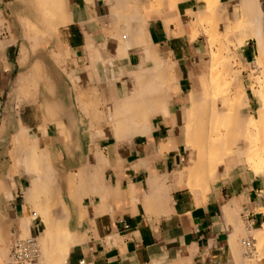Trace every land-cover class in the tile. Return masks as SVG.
<instances>
[{
	"label": "crops",
	"instance_id": "crops-1",
	"mask_svg": "<svg viewBox=\"0 0 264 264\" xmlns=\"http://www.w3.org/2000/svg\"><path fill=\"white\" fill-rule=\"evenodd\" d=\"M24 1L0 0V67H9L7 82L0 75V145L2 137L7 144L2 150L0 146V162L7 173L0 177V194L15 231L21 230V219L33 214L27 200L33 174L27 172L25 158L15 152L14 138L24 129L30 147L52 159L48 162L57 171L59 184L67 186L68 174L75 172L69 175L82 220L74 222L81 224L80 235L65 264H264V252L254 257L258 243L254 234L264 226L262 178L237 166L242 165L240 156H228L209 172L206 193L203 180L192 179L193 186L199 183L192 187L188 176H180L189 168L191 145L186 128L183 155L174 123L181 106L189 109L197 85L189 74L201 62L202 44L191 30L199 12L207 9L206 0H61L64 12L55 20L63 25L50 34L35 20L36 38L22 30L29 24L22 13L27 7ZM33 39L39 41L36 51L24 43ZM249 40L239 47L246 63H250ZM148 55L154 59L147 64ZM15 56L24 58L22 66L13 60ZM31 56L37 59L27 60ZM157 60L173 61V70L160 65L166 69L162 74L156 71L161 69ZM17 67L10 85L8 78ZM144 68L146 85L137 80L136 87L129 82L130 75ZM238 79L247 89L244 76ZM155 80L160 81L157 88L166 91L163 107L153 100L164 97L157 88L152 93ZM136 88L141 99L136 96L135 102L148 107L141 112L146 113L141 118L147 125L140 130V115L132 117L130 124L138 133L119 146L117 127L106 111ZM143 92L149 96L143 97ZM187 119L188 113L185 125ZM33 217L32 237L40 235L42 225L39 216ZM35 264L47 263L42 257Z\"/></svg>",
	"mask_w": 264,
	"mask_h": 264
},
{
	"label": "bare ground",
	"instance_id": "bare-ground-1",
	"mask_svg": "<svg viewBox=\"0 0 264 264\" xmlns=\"http://www.w3.org/2000/svg\"><path fill=\"white\" fill-rule=\"evenodd\" d=\"M215 2L219 4V0H216ZM215 2H214V0H206V3L208 5L207 9L200 11L198 16H197L198 20L202 19V20H200V22L206 21L207 24H209V21H210L209 19H211V20L213 19V21H214L212 23V28H211V24L209 25L211 29H208L207 27L206 28L208 30L204 29L205 34L207 36H209V38H210L209 39L210 52H208L206 47L204 46L205 49H204V53H203L206 55V59L208 61L209 66H207V68H208V72L210 73L209 77L211 79L212 84L210 83L211 87L209 89V87L207 88V84L204 83L206 85L205 89L207 88L206 90H208V91L205 90L206 91V98L204 100L199 99V96L197 95V89H198L197 85L194 86V88L191 92L190 105L192 107H191V109L188 110L189 114H188V119L186 121L187 139H188L187 141L191 145V148H190L191 153L187 159V162L189 164V166H188L189 168L187 169V167H186V169H183L180 171V176H184V177L188 176L191 179V181H190L191 183L194 179L200 180V181L203 180L204 182H202V184L203 183L204 184L202 185L203 186L202 191H205V188H204L205 187V181L207 183V180H205V179L208 177L209 172L212 171L216 166H218L219 164H221L222 162H224L226 160L225 158L224 159L222 158L221 153L226 149L227 145L231 141H238V147L241 148L240 152H243V154H245L244 155L245 159H247V161L250 164H253V163L257 164V162H259V164H257L258 166H260L261 164H264V0H242L239 4H237L235 2H231L228 5H226V7L222 10L216 9L215 6L217 4L215 5ZM61 5H62L61 0H56V3L54 2L53 4H51L50 7H51V11H52L53 16H55V14L61 15L59 13L64 12V11L61 12V9H62V7L64 9L65 2H63L62 7H61ZM242 12L245 15H247L246 18L242 17V14H243ZM34 16L36 17V15L33 14V17ZM62 17L64 18V16H62ZM119 17H121V16H119ZM61 21H63V19ZM38 22L42 25L43 30H44L43 32H48L50 34L55 32L58 29V27L60 26V24L62 23V22L59 23L55 19H52L51 17H48V16L47 17L46 16H43V17L39 16ZM63 23L61 25H63ZM243 25L247 26L248 28L240 30L239 29L240 26H243ZM202 27H203V24H201L199 28L201 29ZM140 28H141V24H140ZM235 30H238V31H236V33L232 37L229 38V34ZM191 31H192L191 35H193V38L196 37L197 32H198V28L196 26L192 25ZM219 31L224 32V34H225L224 37H226V39H227L225 43H223L220 40V38L215 35V32H219ZM248 39L256 40L258 50H259L258 51L259 55L256 57V60L255 61L253 60L255 62V65L258 66V69L255 68V70L253 71V76L256 78L257 82L255 85L254 84L250 85V86L256 88V91H257V93H255L256 95L254 98V103H255L257 110H258L257 113L253 110L250 111L251 99H250L248 90L245 88L243 82L240 81L239 79H238V81H236V79L233 78V76L231 75V73H232V74H235L234 76H236V74L240 71V70H234L233 60L235 58H239L241 61H243L239 47L243 44V42L245 40H248ZM215 45H217L219 47V48L215 47V48H217L216 49L217 52L213 51V47ZM148 57H149V55H148ZM149 58L152 59L151 57H149ZM148 59H147V62L149 61ZM157 62H158V60H157ZM170 62H173V61H170ZM158 65L160 66L161 63H159ZM158 65H157V67H158ZM160 68H161V66H160ZM151 69H153V68L151 67ZM165 69L166 68H164V69L158 68L156 71H158L162 74L164 72L163 70H165ZM245 69H246L245 67H242L241 73H243L245 71ZM159 70H162V72ZM170 70H173V69H170ZM227 71H228V75H227ZM95 73H96V71H95ZM150 73L153 75L152 72H150ZM132 74L130 75L129 82H131V83L133 82L136 87L138 86L139 81L141 84L146 85L145 82H147V80H145V78L144 79L142 78V76L145 77V75L142 72L137 73L136 75H134V74L132 75ZM166 74L167 75L171 74V72L169 73L166 71ZM204 74H207V73H204ZM204 74L199 79L200 81H203V79H205V81L207 80L208 76H206V78H205ZM0 75H2L4 77V80L7 79V72L3 73L2 69H0ZM155 75H158V74H155ZM155 75H153V76L155 77ZM230 76H231V78H229ZM161 77L162 76H160V78ZM139 78H142V79H139ZM149 78H150V76H148V79ZM153 78H152V80H153ZM160 78L158 76V80H160ZM174 78L175 77H173L171 79L174 80ZM154 79H156V78H154ZM137 80H139V81H137ZM156 80L154 82L156 83L157 86L153 82H151V83H153V85H152L153 92L152 93L154 95L156 94L154 91V88L159 87L158 83L160 82V81H156ZM135 81L138 83H136ZM163 81H162V84H163ZM3 82L5 83V81H3ZM209 82H207L208 85H209ZM163 85H165V84H163ZM49 86H51V85H49ZM170 86H169V88H170ZM146 88H147V86H146ZM166 88L169 89L167 86H166ZM174 88L175 87H173V90H174ZM147 89H149V87ZM147 89H144V90L147 91ZM160 89L161 88H159V89L157 88V90H159L158 92H159L160 96H161V93L164 94V97H162L163 94L161 96L162 97V99L160 100L161 102L160 101L157 102L156 99H153V100H154V103L156 101V104H158V105L161 104L160 106L163 107L164 103H165L164 99H165V94H166L164 92H166V91L162 90L163 92H161ZM149 90L152 91V89H149ZM141 91H143V90H141ZM150 91H149V93H150ZM170 91H172V89H170ZM137 92L138 91L136 88V92H134L133 94L130 93L129 96H127L126 98H123V100L122 99L120 100V104H118L114 107H112L113 106L112 105L109 107V111H106L107 118L108 119L110 118L109 121L111 120V124L114 127H117L116 128V132H117V134H116L117 140L116 141H117V145H119V146L123 145V143L127 139H131V137L134 135V133H138L137 129L136 130L133 129V128H135V126L133 127L132 124H130V123H133V120L135 119L134 116L140 115V118H141V116H144V118H146V116H145L146 113L144 112L145 115L141 113V112L145 111L146 109H148V107H146V109H144L145 108L144 102L142 104H139V105H141L140 106L141 108L140 107L138 108V111H140V112H138V114L135 113L137 111V107L139 106L138 103L135 102L136 96L138 97L137 100L141 99L138 96ZM176 92H177V90H176ZM139 93H140V91H139ZM152 93L150 94V96L153 95ZM144 94H145V96H144ZM146 95H148V93L143 92V97H146ZM160 96H158V98ZM151 97H150V100H152ZM150 100H148V104H149V102H152ZM162 101H163V104H162ZM190 105H189V107H190ZM186 107H188V106H186ZM105 108H106L105 110H107L108 107H105ZM141 109H142V111H141ZM131 119H132V121H129ZM136 119H139V118H137V116H136ZM142 119H143V117L141 118L142 122L140 121L141 124L138 123V125H140V127L142 126V128H140V130L143 131L146 128L145 125H147V124L145 121H147V119H145V120L144 119L142 120ZM138 121L139 120H137L136 122H138ZM136 122H134V123H136ZM143 122H145V124H143ZM127 127H130V129H132V130H127V131H130V132H127L126 131ZM23 132H24V129H23ZM22 133H21V135H22ZM21 135L19 134V137L17 135L16 138H14L15 143H16L15 144L16 145L15 152L18 155L23 156L25 158V160L27 161L26 162L27 172L33 174V175H29L30 176L29 179L31 181V183H30L31 186H30V189L28 190V193H27V200H28L29 204L32 206V208L36 207V211L33 212L31 217L26 216L24 219H21L22 220V223H21L22 225H20L21 231H23V233H25L24 236H27V237L32 236V228H31L32 217L33 216H39L41 218L42 226H41V230H40V235L36 238H37L38 244H41V248L43 250L44 256L46 257V260H48L50 262L53 261L54 263H57V264H65L67 256L69 254V251L71 250V248L73 246L76 245V243L78 241L76 240V237H73L71 235L72 232H70L69 227H63V225H61V222L58 220V217L63 215L66 212V210H61V208L57 207V203L55 202L56 196H57V186L59 184L58 181L60 180L58 173L56 170H55V172L53 171L54 168L52 167L51 162L50 163L48 162L49 158L45 157L44 155L40 156L37 152H35V150H34L35 147H33V149H32V147H30L31 145H30L28 139L24 135H22V136ZM250 147L256 148L255 154L251 155V154H247L245 152ZM165 150H166V148H165ZM212 152L215 154L209 155ZM46 163L48 165L50 164L51 166L50 165L49 166L52 167L53 169L50 170V167H47V169L44 168L45 166H43V164L46 165ZM182 168H185V167H182ZM95 177H97V176H95ZM94 179H96V178H94ZM89 182H90V180H89ZM0 184H1V182H0ZM68 184L72 186V187L68 186L69 188L74 187L72 185L73 183L68 182ZM194 184H195L194 186H198L196 184H199V183H194ZM191 186L194 187L193 183ZM206 191H205V193H206ZM1 194H0V197L2 198ZM36 196H38V197L43 196L44 200L47 202L46 206L41 205V208L37 207L35 205V200L37 199V198H35ZM3 199L4 198H2L0 200V245L7 244V233L9 231V229L11 227H13V222H12L11 218L9 217V213L7 212L5 207L2 206L3 203L4 204L7 203V202L3 201ZM69 201H71V198L68 199V202ZM37 208H40V209H37ZM224 208H227V207H224ZM225 212L231 213V211H229V209H228V211H225ZM226 217H227V214H226ZM234 217H235V215H234ZM230 219H231V217H230ZM239 219H238V221H240ZM230 222L232 223V221H230ZM231 225H233V224H231ZM236 227H234V228H236ZM242 227L240 225V228H242ZM240 228H239V230H240ZM242 229L244 230V227ZM244 232H242V233H244ZM245 235H246V233H245ZM235 237H237V236H235ZM254 239L257 240V242L259 243V244L257 243V245L260 246L259 251H256V252H260V250H261V253H263L264 252V246H263L264 245V226H263L262 231H260L257 234H254ZM257 245L254 246V247H256V250H258ZM261 247L263 248V250L261 249ZM234 250H235V248H234ZM237 253L239 254V252H237ZM261 253H259V254L256 253V254H258V256H259V255H261ZM53 262H52V264H53ZM252 264H256V263L252 262Z\"/></svg>",
	"mask_w": 264,
	"mask_h": 264
},
{
	"label": "rangeland",
	"instance_id": "rangeland-1",
	"mask_svg": "<svg viewBox=\"0 0 264 264\" xmlns=\"http://www.w3.org/2000/svg\"><path fill=\"white\" fill-rule=\"evenodd\" d=\"M216 0H214L215 2ZM242 0H232L231 2H235L237 4H239ZM25 4L27 5V7L23 10V16L25 17L24 20H28L29 21V24H25L22 26V30H23V33L31 36V38H36L39 34V27H37V24L35 22V20H37L38 22V18L39 16L40 17H43V16H48V17H51L52 19H55V16L57 14H55V16H53L52 14V11H51V4H53L54 2L56 3V0H25L24 1ZM262 3V2H261ZM218 6H217V5ZM215 7L217 10H222L226 7L227 4H218L215 2ZM244 12V11H243ZM242 12V13H243ZM241 13V12H240ZM245 13V12H244ZM243 13V14H244ZM33 14L36 15V17L34 16L33 17ZM242 14V17L246 18L247 15H243ZM247 14V13H246ZM240 15V14H239ZM240 17V16H239ZM200 20L202 19H197L196 22L193 24V26H196L198 28V32H197V38L199 39L200 43L199 44H202V52H201V55H200V61L201 62H197L196 63V67H195V71L194 72H191L189 74V76L191 77V82H197V86H198V89H197V95L199 96V99L201 100H204L206 98V90L208 87L210 89L211 87V79H210V73L208 72V68L205 66V64H208V61L206 59V55L203 54L204 53V49L206 47L207 51L210 52V42H209V36H207L205 34V30H208V29H211L212 28V23L214 22L213 19H209V24H207L206 21L204 22H200ZM39 23V22H38ZM203 24V27L200 29V25ZM211 24V28H210V25ZM42 27V25H41ZM208 29H207V28ZM248 28L247 26H240V30L241 29H246ZM43 29V27H42ZM44 31V30H43ZM236 31L238 30H235L233 32H231L229 34V38L232 37ZM215 35L218 36L220 38V40L225 43L226 42V37L224 32H215ZM208 40V41H207ZM16 43V42H15ZM19 43H22V42H19ZM26 44H29L30 45V50L31 51H36L38 49V44H39V41L37 40H29L28 42H24ZM18 44V42H17ZM205 46V47H204ZM219 48L217 45H215L213 47V51L214 52H217V48ZM248 53H247V57L248 58V61L250 63H246V61L242 58L243 61H241L239 58H235L233 60V64H234V70H240L236 76H234L235 74H232L231 75L233 76V78L236 79V81H238V76L239 75H243L244 76V80H245V85L247 87V90H248V93L250 95V99H251V105H250V111H255L257 113V107L254 103V98H255V93H257L256 91V88L250 86L251 84H256V78L253 76V71L255 70V68L258 69V66L255 65V60H256V57L259 55V50H258V46H257V43H256V40L252 39V40H249L248 41ZM255 51V57L254 59L252 58V52ZM225 53V52H224ZM149 57H151L149 55ZM147 57V59L149 58ZM33 58H36L37 59V56H31L30 58H27L28 59H33ZM152 59H148L150 61H152L154 58L151 57ZM14 61H19L18 64L19 65H22V60H24V58H17L16 56L14 57L13 59ZM26 60V61H27ZM254 60V61H253ZM147 62V63H148ZM163 62V63H162ZM158 63H161V66L163 67H168V68H171L173 69V65L170 63V62H165V61H160ZM254 64V65H253ZM209 66V65H208ZM255 66V67H254ZM206 67V68H205ZM242 67H245V71L243 73H241V68ZM254 67V68H253ZM0 69L3 70V73L7 72V76H9V67H7L5 65V68L3 69L2 67H0ZM18 67L16 68V70L12 73L11 77L8 78V81L10 80V85L12 84V81L13 79L16 77V74L18 72ZM146 69L144 68V70L142 71V73L145 75V71ZM204 73H207V74H204ZM209 73V74H208ZM142 74V75H143ZM173 74L177 77L176 73L173 71ZM204 74V77L206 78L207 77V82H209V85L208 83L205 81V79H203V81H200L199 79L202 77V75ZM230 74V73H229ZM227 75H228V71H227ZM143 77V76H142ZM231 78V76L229 77ZM228 78V79H229ZM7 82V79L5 80ZM205 81V82H204ZM207 84V88L205 89V84ZM211 83V84H210ZM206 90V91H205ZM187 97V95H186ZM185 97V98H186ZM191 105L189 107V109H191ZM189 109H184L182 108V106L179 108V119L177 120L176 123H174V130L175 132L177 133V136L179 138V141H180V144L182 145V149H183V155H185V145L183 143V140H184V137H185V133H186V125H185V121L182 119L183 117H185L187 115V113L189 114L188 110ZM182 119V120H181ZM5 140V137H2V144L0 145L1 146V150L6 148L7 144L6 142L4 141ZM241 151V148L238 147V141H231L226 149L221 153V156L222 158L226 159L228 156L229 157H241V164H237V166H240V167H243V168H246L247 170H249L250 173H252L255 177H261L262 180H263V183H264V164H261L260 166H258L257 164H259V162H257V164L253 163V164H250L247 159H245V154H243V152H240ZM240 152V153H239ZM247 154H255L256 153V148L254 147H250L249 149H247V151H245ZM38 153V152H37ZM215 153H210L209 155H214ZM40 156L41 155H44V154H39ZM45 157L49 158L48 155H44ZM52 159H49V161H51ZM246 164V165H245ZM47 169V168H46ZM53 168H50V170H52ZM53 171L55 172V170L53 169ZM69 174H72L74 175L75 172H70ZM67 176V186L64 184V185H60L58 184L57 186V196H56V200L55 202L57 203V207L61 208V210H66V212L59 216L58 217V220L61 222V225H63V227H69V230L70 232H72V236L73 237H76L77 235H80V231H79V226L75 225L74 222L77 221L79 223V221L82 220V215L79 213L80 211V208L79 206H77V202H76V191H75V187L73 188H69V187H72L71 185L68 184V182H71L73 183L74 179L71 175ZM7 175V173L5 172L4 170V167H3V162H0V177H3ZM69 186V187H68ZM74 186V185H73ZM67 189V190H66ZM70 189V190H69ZM66 191V192H65ZM263 197H264V188H263ZM35 198H37L35 200V205L37 207H40L41 208V205L42 206H46L47 202L44 200L43 196L42 197H38L36 196ZM71 198V201L68 202V199ZM75 198V199H74ZM45 203V204H44ZM3 207H5V209L7 210V212L9 213V217L11 218V215H10V210L8 208L7 205H5L3 203L2 205ZM32 207V206H31ZM40 208H37V209H40ZM43 208V207H42ZM34 209V210H33ZM32 213L36 211V207L32 208ZM261 211L264 212V209H261ZM70 214V215H69ZM36 217L38 216H34L33 218L35 219ZM40 222H41V218H40ZM42 226V225H41ZM41 226H40V230H41ZM21 231V230H20ZM18 230V232L15 231V229L13 227H11L7 233V244H2L0 245V264H6L7 261L9 260V255H10V250H11V246H12V243L14 241L15 238L19 237V238H27V236H24L25 233H23V231L20 232ZM39 236V234H38ZM32 237V236H31ZM258 246V245H257ZM39 247H40V252H41V255L43 257V260L47 261L46 263L47 264H52V262L46 260V257L44 256V253H43V250L41 248V244H39ZM260 246H258V250H255L256 251H259V248ZM256 249V248H255ZM256 253H261V250L260 252H256ZM254 253V257H260L262 255H259ZM53 264H57V263H54ZM246 264H250V263H246ZM252 264V262H251Z\"/></svg>",
	"mask_w": 264,
	"mask_h": 264
},
{
	"label": "built area",
	"instance_id": "built-area-1",
	"mask_svg": "<svg viewBox=\"0 0 264 264\" xmlns=\"http://www.w3.org/2000/svg\"><path fill=\"white\" fill-rule=\"evenodd\" d=\"M36 236L38 235L27 238H15L6 264H35L42 259Z\"/></svg>",
	"mask_w": 264,
	"mask_h": 264
}]
</instances>
